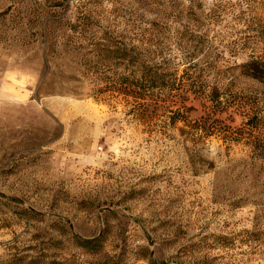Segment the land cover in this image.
<instances>
[{
  "label": "rangeland",
  "instance_id": "obj_1",
  "mask_svg": "<svg viewBox=\"0 0 264 264\" xmlns=\"http://www.w3.org/2000/svg\"><path fill=\"white\" fill-rule=\"evenodd\" d=\"M189 1L0 0V264H264V158L247 128L260 118L264 137V82L240 67L264 0ZM140 18L171 40L207 34L226 110L188 86L139 114L93 94L71 43L92 36L72 24L133 37ZM100 236L97 252L77 243Z\"/></svg>",
  "mask_w": 264,
  "mask_h": 264
},
{
  "label": "trees",
  "instance_id": "obj_2",
  "mask_svg": "<svg viewBox=\"0 0 264 264\" xmlns=\"http://www.w3.org/2000/svg\"><path fill=\"white\" fill-rule=\"evenodd\" d=\"M196 1H189L191 8H194ZM177 12L180 14L182 9L175 11L174 18L180 16ZM257 21L254 42L259 47V52L248 55L249 58L240 64V67L242 75L263 83L264 19L258 18ZM165 26L167 27L166 23L140 18V22L135 25L136 32L133 37L127 36L128 32L117 35L115 30L105 31L104 37H101L89 29L91 24L84 28L79 24H72L73 29L91 33L92 36L86 42L72 39L71 43L75 45L74 57L84 65L82 77L93 85V94L120 95L123 102L130 106V111L139 114L147 109L149 100L156 105L166 103L167 97L189 87L196 94L209 99V114L226 110L228 103L222 99L219 87L221 80L217 75L211 76L213 60L223 57L222 52L216 50L217 47L208 39L207 34L196 35V31L189 28L186 33L183 30H175L176 36L171 40L164 29ZM186 37L192 38L190 44L185 42ZM193 41L196 43L195 48L191 45ZM173 47L179 50L180 56L173 54ZM199 53H202L203 58L198 60ZM216 70L218 75H223L220 68L216 67ZM252 119L249 118L246 124L251 125ZM205 120L197 121L196 124L190 122L192 126L195 125L196 132H201L197 133L200 139L213 133L208 130ZM260 121L259 118L257 123L247 128L250 143L264 158V137L260 132ZM77 243L83 248L97 252L102 246L103 237L78 238Z\"/></svg>",
  "mask_w": 264,
  "mask_h": 264
}]
</instances>
